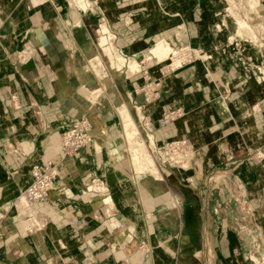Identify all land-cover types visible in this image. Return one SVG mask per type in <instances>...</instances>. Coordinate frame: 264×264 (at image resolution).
<instances>
[{
	"label": "crops",
	"instance_id": "obj_1",
	"mask_svg": "<svg viewBox=\"0 0 264 264\" xmlns=\"http://www.w3.org/2000/svg\"><path fill=\"white\" fill-rule=\"evenodd\" d=\"M87 2L0 0V264H253L254 249L263 260V46L224 54L237 28L225 0ZM160 40L215 59H171L165 73ZM82 118L93 143L61 162L31 214L16 191ZM179 139L192 153L183 170L153 147ZM17 206L41 224L25 228Z\"/></svg>",
	"mask_w": 264,
	"mask_h": 264
},
{
	"label": "rangeland",
	"instance_id": "obj_2",
	"mask_svg": "<svg viewBox=\"0 0 264 264\" xmlns=\"http://www.w3.org/2000/svg\"><path fill=\"white\" fill-rule=\"evenodd\" d=\"M72 1V0H71ZM73 1H75L76 3H78V5H80L83 9H85V10H87L88 9V6H89V3L87 2V0H73ZM113 1H116V0H113ZM225 2H226V4L227 3H229L230 4V1L228 2V0H225ZM236 2V6H235V8H239V9H241V10H239L238 12H239V15L242 17V13L241 12H245V14H243V18H244V20L247 18L248 19V23H249V25H250V27L248 26V25H243L244 24V21L242 20V22L243 23H239L238 21L239 20H237V19H235V18H239L240 16H237V15H233V14H235V13H232L231 14V12H232V7H230L231 9H229V6H231V5H229V4H227V6H226V9H225V11H226V13H225V15L227 16V17H233L237 22H236V25H237V28H236V32L233 34V35H231L228 39H226L225 37H222V39H221V44H222V46H224L225 48H224V50H223V47H222V50H223V52H224V54H228V53H230L231 52V50L233 49V48H239V50H242V51H240L243 55H244V57H245V60H246V54L244 53V52H246L248 49L250 50V49H253L254 47H256V45H259V44H261L262 46H263V48H264V9L260 6V3H259V1L258 0H234V3ZM250 2H251V4H253V5H250ZM249 4V5H248ZM244 5H246L247 6V8L244 6ZM251 8H250V7ZM237 8V9H238ZM256 8V9H255ZM258 9V10H257ZM231 10V11H230ZM230 12V13H229ZM243 12V13H244ZM246 12H247V15H246ZM236 16V17H235ZM249 17V18H248ZM243 18H241V19H243ZM240 19V18H239ZM240 19V20H241ZM247 19L245 20V22H247ZM247 23V24H248ZM220 25L219 26H217L216 28L218 29V30H220V33L222 34H224V31H225V26L223 25V23L222 22H220L219 23ZM246 24V23H245ZM242 25V26H241ZM245 26H247V27H245ZM251 26H252V28H251ZM220 27H221V29H220ZM241 27V28H240ZM251 28V29H250ZM244 31V32H243ZM262 38V39H261ZM108 39V38H107ZM261 40V42L259 43V41ZM164 41V44L165 45H167V46H169L170 48L168 49V53L167 54H162V55H160V56H157V55H155L154 53H152V56L154 57V58H156V59H154V61H161L162 63H159L158 62V64L159 65H163V66H166V67H164L163 69H165L164 71H165V73H167L169 70H170V65L172 64V61H171V59H175V61H176V59L177 58H181L182 59V61H184V66H185V64H192L193 62H194V60L195 61H198V62H207V61H209L210 59H215V57L213 56V54L212 55H208V56H206V55H204L203 53H201V51L200 50H197V49H194V48H191V47H183L182 49H177L176 47H175V42L174 41H172V40H160V41H158L157 43H160V42H163ZM232 41V42H231ZM108 42H109V39H108ZM110 43V42H109ZM156 43V44H157ZM155 44V45H156ZM220 44V45H221ZM101 45H102V47L105 49V51H106V53L107 54H109L110 55V52H111V50H109L108 48H105L104 46H103V44H102V41H101ZM154 45V46H155ZM261 45H259V46H261ZM153 46V47H154ZM227 46V47H226ZM152 47V48H153ZM108 49V50H107ZM175 50H178V51H175ZM194 50V51H193ZM237 50V49H236ZM174 51L176 52V53H174ZM152 52V51H151ZM179 52V53H178ZM181 52V53H180ZM254 54H256V51H254L253 52ZM112 54V53H111ZM177 54H178V57H177ZM175 57H177V58H175ZM179 59H177V61H176V64L178 63H180V61H181V59H180V61H179ZM262 59H264V57L262 58ZM248 60V62H251V61H249L250 59L248 58L247 59ZM252 64H253V62H251ZM263 64V63H262ZM264 65V64H263ZM261 69L260 71H262V73H261V76H260V74L258 73L256 76H257V78H258V81L261 83V84H264V68H262V67H256L255 69L256 70H259V69ZM180 154H183V158H182V160H184V165H186V166H181L182 164H180V170H183L184 168H188V166H189V160H190V154H192V153H190V150H188V149H186V151L185 152H182V151H178V150H176L174 153H173V160H174V162H176L177 161V158H179L180 157ZM263 155V154H262ZM135 157V156H134ZM138 158H139V156H137ZM136 158V157H135ZM146 160H147V162L149 163V164H151L152 166H153V170H156V167H155V164H154V160H153V158L150 156V155H146ZM181 160V161H182ZM170 162V161H169ZM135 163L138 165V170H141L142 171V160H141V158H139V159H137L136 158V161H135ZM169 164V163H168ZM171 164V163H170ZM173 164V163H172ZM175 166V165H174ZM177 167H179V166H177ZM185 169V170H186ZM228 171V170H227ZM229 176V175H228ZM235 177H234V179H232L233 181H235ZM28 180H29V178H28ZM232 188V192H235L236 194H240V189H239V187H238V185L236 184V183H234V182H231L230 183V185H229V188ZM21 188V187H20ZM181 191V190H180ZM22 194H23V192H24V189L22 188ZM40 204V203H39ZM18 205H20V203L18 204ZM242 205V204H241ZM17 208L19 209V211L21 212V213H25L27 216H28V220H30V216L26 213V212H24L23 210H21V208H19V206H17ZM246 206L243 204L242 206H241V212L243 213V214H246ZM37 216H35V217H33V220L35 221ZM23 223V222H22ZM49 223V220H48V218H47V220L42 224V226H35V228H37V229H39V228H42L43 226H46L47 224ZM24 225V224H23ZM35 225H38V223H36ZM34 226V225H33ZM27 228V227H26ZM255 252H256V250L254 249L253 250V264H264V259L262 260V259H260V258H258L257 257V255L255 254ZM263 257H264V255H263Z\"/></svg>",
	"mask_w": 264,
	"mask_h": 264
},
{
	"label": "built area",
	"instance_id": "obj_3",
	"mask_svg": "<svg viewBox=\"0 0 264 264\" xmlns=\"http://www.w3.org/2000/svg\"><path fill=\"white\" fill-rule=\"evenodd\" d=\"M180 115V109L176 112H170L160 122L161 126L169 124L176 116ZM92 131L91 124L86 118H82L73 123L69 129L63 133L60 144L58 146H51L50 151L52 152V157L47 161L36 162L32 165L29 182L24 191L30 203H47L50 201L56 180L60 177L58 168L61 162L66 157H70L78 153L82 148L92 144L94 141ZM153 147L154 150L160 151L159 154L164 159V162L174 165L172 162H169L168 157L173 155L176 150H181L182 152H185L186 149L190 150V143L188 140L179 139L166 142L159 147L153 144ZM180 164H182L181 166L183 167L184 160H182ZM4 219V214L0 212V224Z\"/></svg>",
	"mask_w": 264,
	"mask_h": 264
},
{
	"label": "bare ground",
	"instance_id": "obj_4",
	"mask_svg": "<svg viewBox=\"0 0 264 264\" xmlns=\"http://www.w3.org/2000/svg\"><path fill=\"white\" fill-rule=\"evenodd\" d=\"M230 1V4L229 5H231V6H229V9H231L230 7H232V12H231V14L232 13H235V14H233V15H237V16H240L239 15V10H241V9H239L238 7V9L237 8H235V4H236V2L234 3V0H228V2ZM236 1V0H235ZM249 5V4H248ZM250 5H253V4H251V2H250ZM254 6V5H253ZM250 7V6H249ZM251 8V7H250ZM256 9V8H255ZM258 10V9H257ZM231 11V10H230ZM239 11V12H238ZM244 12V11H243ZM243 12H241L242 13V17L240 16L239 18L241 19V18H243L244 16H243V14H245V12L243 13ZM230 13V12H229ZM246 15H247V12H246ZM234 17V16H233ZM236 17V16H235ZM239 18H235V19H237V20H239L238 22L239 23H243L242 22V20L244 21V24L243 25H248L249 27H250V25H249V21H248V19H247V22H245V20H244V18L243 19H239ZM249 18V17H248ZM76 22V21H75ZM237 22V21H236ZM237 22V23H238ZM238 23V24H239ZM246 23V24H245ZM248 23V24H247ZM237 24V25H238ZM242 26V25H241ZM245 27H247V26H245ZM241 28V27H240ZM251 28H252V26H251ZM250 28V29H251ZM108 31H107V29L105 30V33H107ZM244 32V31H243ZM108 37H102V44H103V46L105 47V48H108L109 50H111L110 49V43L108 42V39H107ZM232 42V41H231ZM170 47L169 46H167V45H165L164 44V41L163 42H160V43H157L153 48H152V53H154L155 55H157V56H160V55H162V54H167L168 53V49H169ZM107 49V50H108ZM175 51H178V50H175ZM174 51V53H176ZM179 53V52H178ZM181 53V52H180ZM111 56V55H110ZM177 57H178V54H177ZM177 57H175V58H177ZM111 59V58H110ZM177 59H179V58H177ZM177 59H176V61H177ZM181 59V58H180ZM180 59H179V61H180ZM112 60V59H111ZM120 60V59H119ZM175 60V59H174ZM182 60V59H181ZM175 61V62H176ZM112 62V61H111ZM181 62V61H180ZM175 64V63H174ZM180 64V63H179ZM178 63H177V65H179ZM123 65V64H122ZM181 151V150H180ZM182 158H183V154H180V157L179 158H177V161L176 162H174V160H173V155H171L170 157H168V160L170 161V162H172L174 165H178V164H180L181 163V160H182ZM26 189V188H25ZM25 189H24V191H25ZM148 190V189H147ZM16 195L18 196V202L17 203H20L21 205H22V207H24V209H26V210H28L31 214L33 213V210H32V208L30 207V205H35V204H32V203H30L29 201H28V199L26 198V196H25V193L23 192V194H22V192H21V189L19 188L17 191H16ZM41 203H43V202H41ZM36 204H39V203H36ZM36 220L34 221L33 220V218L31 219V220H26V221H24L23 222V224H24V226H25V228L27 227V226H29V225H35L36 223H38V224H41L40 223V221H41V218L40 217H36L35 218ZM43 224V223H42Z\"/></svg>",
	"mask_w": 264,
	"mask_h": 264
}]
</instances>
